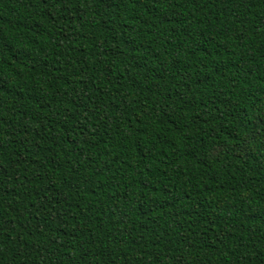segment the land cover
<instances>
[{"label": "trees", "instance_id": "obj_1", "mask_svg": "<svg viewBox=\"0 0 264 264\" xmlns=\"http://www.w3.org/2000/svg\"><path fill=\"white\" fill-rule=\"evenodd\" d=\"M0 264H264V0H0Z\"/></svg>", "mask_w": 264, "mask_h": 264}]
</instances>
